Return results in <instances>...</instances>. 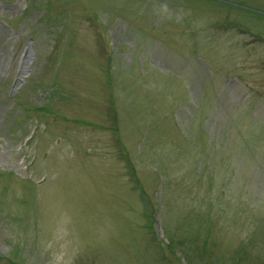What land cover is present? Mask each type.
Here are the masks:
<instances>
[{"label":"rangeland","instance_id":"rangeland-1","mask_svg":"<svg viewBox=\"0 0 264 264\" xmlns=\"http://www.w3.org/2000/svg\"><path fill=\"white\" fill-rule=\"evenodd\" d=\"M0 264H264V0H0Z\"/></svg>","mask_w":264,"mask_h":264},{"label":"trees","instance_id":"trees-1","mask_svg":"<svg viewBox=\"0 0 264 264\" xmlns=\"http://www.w3.org/2000/svg\"><path fill=\"white\" fill-rule=\"evenodd\" d=\"M250 135H256L257 136V131H253V132H248ZM246 140V139H245ZM202 161V160H201ZM204 162H205V160L203 159V164H202V166H200V164H199V162H198V168H197V170H196V173H197V176H196V178H198V177H202L203 176V172H205V171H207V170H209L210 168H205V166H204ZM199 181V180H198ZM212 185H215V184H212ZM171 243L172 242H170V245H171ZM174 245V244H173ZM169 246V245H168Z\"/></svg>","mask_w":264,"mask_h":264},{"label":"water","instance_id":"water-1","mask_svg":"<svg viewBox=\"0 0 264 264\" xmlns=\"http://www.w3.org/2000/svg\"><path fill=\"white\" fill-rule=\"evenodd\" d=\"M25 69H26V72H27V71H28V63H27V65H26Z\"/></svg>","mask_w":264,"mask_h":264}]
</instances>
